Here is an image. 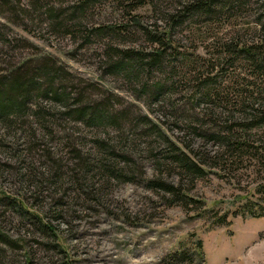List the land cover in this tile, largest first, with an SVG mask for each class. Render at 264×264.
Listing matches in <instances>:
<instances>
[{
    "label": "rangeland",
    "instance_id": "374dc122",
    "mask_svg": "<svg viewBox=\"0 0 264 264\" xmlns=\"http://www.w3.org/2000/svg\"><path fill=\"white\" fill-rule=\"evenodd\" d=\"M34 1L0 0V74L26 61L37 65L50 58L71 75L63 83L69 97L101 100L106 115L124 113L111 126L90 127L61 115L60 104L33 94L23 115L12 117L9 125L0 121V264H161L179 247L192 252L197 241L202 243L203 264H264V218L234 214L246 200L255 201L264 169L250 156L234 165L221 162L224 149L209 138L244 133L238 125L251 124L264 111V94L257 95L251 87L262 83L250 75L246 60L219 49L259 42L263 35L255 19L262 0H241V6L208 20L182 18L170 34L172 48L166 54L173 56L150 74L132 78L106 72L108 46L156 49L145 29L163 31L160 13L165 7L174 13L184 0H149L152 3L129 12L116 0H96L86 7L81 25L74 27L85 28L82 33L63 31L77 24L78 18L64 20L77 0L58 2L66 10L55 20L63 23L59 30L42 14L54 0L37 6ZM134 20L143 32L130 26ZM97 26L128 27L120 31L119 40L91 36L85 43L82 37ZM206 77L215 80L205 89L201 85ZM207 91L216 98L207 99ZM258 97L262 100L255 101ZM36 104L49 115L47 132L33 124ZM138 115L154 123L203 169V176L182 179L179 168L164 164L167 144L136 126ZM245 131L251 145L264 143V126ZM121 138H126L125 151L117 147ZM100 143L130 162L115 157L111 163L121 177L109 180L95 171L93 189L81 191L66 180L69 174L72 178L75 164L72 149L91 160ZM52 171L57 174L53 185L44 184L40 190L30 186L35 176L48 178ZM154 183L180 189L191 202L174 199ZM223 216L225 225L216 226ZM35 217L50 229L41 231ZM194 257L193 264H199Z\"/></svg>",
    "mask_w": 264,
    "mask_h": 264
},
{
    "label": "trees",
    "instance_id": "16d2710c",
    "mask_svg": "<svg viewBox=\"0 0 264 264\" xmlns=\"http://www.w3.org/2000/svg\"><path fill=\"white\" fill-rule=\"evenodd\" d=\"M42 0H37L32 3L33 6H37ZM96 0H77L75 1L71 7L68 9L71 10L65 22L68 21H76L77 24L70 25L68 27H61L60 22L55 21L58 17L62 16L65 13V9L58 5L60 0H54V4L50 7H47L42 14L47 15L51 22V27L53 29L59 30V28H63V31L76 32L86 31L85 28L77 29L74 28L76 26H80L79 21L83 19L85 16V9L89 5H92ZM117 2H121L120 4L126 9V12L135 11L140 8V6L145 5L149 2V0H116ZM174 0H171V4ZM176 1V0H175ZM57 2V3H56ZM241 0H184L183 3L179 4L177 9L174 10V13L170 12L168 8H164V11L161 12L160 21L164 22L163 31L157 33L156 31H144V29L140 26L137 21H133L130 26H136L144 31L145 36L148 38L149 42L152 45H156L157 48L146 51L134 50V49H119L114 48L111 45L108 46L107 59L109 63H106V72L115 74L117 72H123L128 77L139 76V74L149 73L157 70L161 65L162 61L168 57L173 55H167V50H171L172 41L170 38L171 32L180 24L182 18H186L187 16H199L208 18L211 16H222L226 14V11L232 10L235 8V5L241 6ZM57 6V7H56ZM154 6V5H153ZM128 9V10H127ZM153 9V8H152ZM156 9V8H155ZM255 25L258 28L259 34H262V38H260L259 42L255 44H235V45H226L225 48L220 47V52L226 51L228 54H232L235 57H242L246 60L248 67L250 69V75L256 80L262 83L264 87V1L260 4L255 19ZM64 26V25H63ZM128 26H97L92 27L88 32H86L84 38V42H89L91 36L100 37V38H111L115 40H119L123 37L122 32L126 30ZM110 53V54H109ZM220 54V53H219ZM113 57H116V61H112ZM220 58V55L218 56ZM107 61V62H108ZM60 76V78H57ZM67 77H71L69 73H67L62 66H56L54 61L50 58H44V62L35 64L30 62H24L21 65L10 68L4 71V74H0V121L9 125L12 124L14 117L16 120V116L23 115L25 111V106L27 102L30 101V96L35 95V98L41 99V101H49L54 104H60L63 107V112L68 119L74 120L77 123H84L90 127H106L115 124L114 122L119 119L124 111H116L117 113L114 115L105 114V102L98 100L94 101L91 97H88L86 101L81 99V95L77 99H72L68 94H65L66 87H63V83L67 82ZM215 79H210V77H206L203 79V84L201 85L203 88H210L213 86ZM71 82V81H70ZM143 86V85H142ZM258 83H251V87L255 88L253 90H258V94H264V89ZM144 87V86H143ZM153 89V87H152ZM58 90L63 91L64 93L59 94ZM256 90V91H257ZM155 94L156 91L152 90ZM243 92V91H240ZM205 93V97L207 99L212 98L216 94H208ZM150 92V95L153 98V95ZM242 94V93H240ZM239 94V95H240ZM260 97V96H259ZM256 98L255 101H261V98ZM71 98V99H70ZM218 98V97H217ZM219 99V98H218ZM153 102L156 100L152 99ZM75 101V102H74ZM71 102V103H70ZM41 104H36L38 107L35 111L32 112L34 122L33 124L37 125L38 128L42 129V131H48L49 119L48 114L43 113V109H40ZM107 108V107H106ZM136 122L141 127H145L146 131L156 135L159 139L164 141L167 145L166 147V155L162 157L164 163L169 167L175 166V168H179L180 175L182 179L186 177L198 178L202 177L204 174L203 169H201L194 161H192L188 156L179 151L172 143H170L165 135L156 127L154 123H152L145 116H140L136 118ZM255 120L251 122V124H239L240 129L243 128L244 133L240 134H215L210 135L209 138L211 140H215L221 144L224 152L220 155V161L223 163L229 162L237 164L241 163V160L244 156H250L252 160H255L258 164V167L264 169V143L259 145H251L250 137L247 135L245 130H251L254 128H261L264 126V111L260 112L259 115L254 118ZM134 122V120H133ZM139 127V126H138ZM133 127V130H135ZM30 130V129H29ZM242 131V132H243ZM26 131L23 132V134ZM121 134L125 135L121 132ZM128 132L127 135H129ZM28 136L34 137V133H28ZM27 135L23 136L28 137ZM121 136V135H120ZM200 138V136H199ZM203 138V137H201ZM94 141V140H93ZM96 142V141H94ZM98 142V141H97ZM127 146L126 138H121L120 143L117 147L123 149ZM129 148V147H128ZM96 155L93 159L83 158L80 155L78 150L72 149V160H74V167L70 169L72 174L68 175L69 183L73 182L75 185L84 191V189H93L96 174L102 175L109 180L118 179L121 177V171L116 169V165L111 163L115 157H119L124 160L127 164L130 162L128 158L124 156H118L114 153V149L109 147L104 143H100L96 147ZM124 150V149H123ZM125 151V150H124ZM135 151V149H134ZM92 156V155H91ZM158 165V164H157ZM166 166V165H165ZM159 168V167H158ZM168 168V167H167ZM171 170V168H170ZM96 171V172H95ZM95 172V173H94ZM50 175L48 178H44L41 174L35 180H30V186L36 187V189L40 190L42 185L47 184L50 186L53 185V178H56V172H49ZM80 173L82 175H80ZM92 173V174H91ZM94 173V174H93ZM56 174V175H55ZM78 174V175H77ZM34 177V178H35ZM39 177V178H38ZM61 176L58 177L60 179ZM192 182V179H188ZM158 188L164 189L166 192L172 194V197L179 201H184L186 203H190L191 199L186 195H182L180 189L174 188L168 185H161L158 183H154ZM256 199L246 200L242 205L237 208L235 211V215L241 216L243 219H260L264 218V182L260 183L255 189ZM37 223L40 224V230H49L50 227L48 225H42L40 220L35 217ZM225 225L224 216L219 219L216 223V226ZM0 240H3L0 236ZM193 252V254H192ZM189 251L185 249L183 246L179 247L176 251L168 254L165 258L162 259L161 264H193L194 256L199 258V264L204 263V255L202 252V243L201 241H197L193 251Z\"/></svg>",
    "mask_w": 264,
    "mask_h": 264
}]
</instances>
